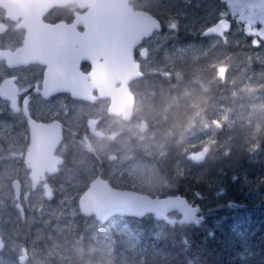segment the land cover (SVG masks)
I'll use <instances>...</instances> for the list:
<instances>
[{
    "label": "flooded vegetation",
    "instance_id": "1",
    "mask_svg": "<svg viewBox=\"0 0 264 264\" xmlns=\"http://www.w3.org/2000/svg\"><path fill=\"white\" fill-rule=\"evenodd\" d=\"M207 2L210 3L209 7H216L217 0H179L178 5L183 10V15L197 17L198 20L206 12ZM154 3V0H0V238L3 242L0 264H14L15 258L17 263L25 264L33 257H40V251L44 252L37 248H41L42 242H50L45 253L55 252L51 239H46L48 234H51L50 238L57 234L51 228L56 221L49 220L50 218L49 222L45 220L46 227L43 223H35L37 231H41L31 234L34 251L32 256L29 249L22 246L21 249L27 251V258L24 257L25 260L21 263V249L16 257L13 253L8 254L7 249L10 237L19 229L24 231L34 228L30 222L32 214L37 212L36 207H43L40 220L50 217L54 213L52 208L58 207L60 193L75 189L71 187V183L82 171L71 162L67 153L68 147L65 145L69 134L74 136L73 140L82 149L88 162L97 160L91 170L93 179L84 189L96 179L106 181L112 189H136L110 180L105 173L102 174V170L108 165L97 151L105 144L116 147L126 145L131 151L130 161L138 158L142 161L155 160L160 173L168 178V189H189L186 179L171 177L174 171L177 173V169L183 167L184 158L189 161L188 155L194 153L184 152L186 140L183 137L179 142L173 141L172 134L175 128H181L183 114L179 124L173 121L171 114L162 113L164 119L162 121L160 117L157 124L150 122L145 116L149 106L143 103L150 104L153 98L149 88H154L156 92L167 88L171 93V86L174 85V80L152 74L144 67L143 60L152 53L150 48L153 38L168 28L160 18L161 10ZM140 15L147 19V27L155 22L159 23L160 29L154 28L150 34L141 38H130L125 33L133 32L126 30L134 23L133 17L136 20ZM220 20L229 21L230 29L220 35H208L207 31ZM121 21L123 26H119ZM231 28V21L228 19L203 18L184 30L175 31L174 27L172 30L184 42L206 44L212 40L219 41ZM120 31L123 35L119 38L110 35V32ZM121 42L131 48L130 62L136 70L130 74L139 73V76L127 83L124 76V80L114 83L111 90H104L103 85L94 82L92 62L88 59L89 51L94 45H101L106 49L111 44ZM240 43L244 46L251 42L241 40L236 45H228L227 49L235 48ZM20 50L23 52V60L13 57ZM6 53L10 57L3 58L2 55ZM104 53L106 55V50ZM102 62L109 64V52L104 58H96L97 65ZM150 62L154 64L155 60L152 58ZM104 71L105 79L109 82L110 70L105 68ZM221 71L223 70L218 67V77ZM257 95L258 99L253 100L261 102L264 96L259 93ZM168 102L169 109L176 108L173 98H169ZM181 107L179 105L177 108ZM80 109H88L91 113L81 114ZM70 120L76 124L73 127L77 132H69ZM103 127L107 130L104 131ZM257 136L263 138V135ZM11 146L19 147L13 153ZM156 146L164 149L159 157L146 154L147 149ZM39 151L41 155L37 154ZM119 157L120 155L114 154L113 161H117ZM167 160L170 161L164 167L162 163ZM188 175L189 172L186 173ZM44 189L49 190L48 197H45ZM38 193L44 197V201H38L37 206L32 208L31 201L37 200ZM243 206L239 210L250 207ZM15 212L19 215L21 225L15 224L13 220H6L8 213ZM204 214L202 209L201 215L206 220ZM82 217L95 220L93 216ZM113 218L107 222L113 221ZM108 223H99L100 227L96 229H104ZM177 225L179 224L174 227ZM77 227L85 229L78 222L74 228H66L59 236L74 231ZM36 235L40 237L34 241Z\"/></svg>",
    "mask_w": 264,
    "mask_h": 264
},
{
    "label": "rangeland",
    "instance_id": "2",
    "mask_svg": "<svg viewBox=\"0 0 264 264\" xmlns=\"http://www.w3.org/2000/svg\"><path fill=\"white\" fill-rule=\"evenodd\" d=\"M154 1V5L161 10V20L168 28L153 38L150 48L152 53L143 60L144 67L152 74L174 80V85L171 86V93L167 88L160 89L158 92L154 91V88H149L153 98L150 100V104L148 102L143 103V105L149 106V111L145 113L146 118L157 124L160 117H162V121L164 119L162 113L171 114L173 121L179 124L178 121L183 114L184 119L183 123L180 124L181 128H175V132L172 134L173 141L179 142L183 137V140H186L183 145L185 153L209 147L211 151L207 159L210 161L212 169L218 170L216 174L229 170L227 171V182L236 183L237 177H239L241 186L238 188L236 185L232 186L233 189H241V191H237L239 201H228L227 203H243L250 206L246 213L258 209L260 206L263 208L260 201L264 194V151L261 148V144L263 146L264 142L257 135L260 134L259 129L264 125V107L258 108V105H251L250 102H257L253 99H258V93L264 96V69L261 68L264 66V0H217L214 8L209 7L210 3L207 2L206 12L198 20L197 17L183 15V10L178 5L179 0ZM203 18L228 19L231 21V31L219 41L212 40L206 44H197L182 41L172 30L173 27L175 31L176 29L184 30L195 21H202ZM241 40L251 42L248 46V48L253 49L251 54H249V50L247 53L237 51L234 48L227 49L228 45H236ZM152 58L155 60L154 64L150 62ZM218 67L225 71L223 80L218 77ZM169 98H173V105L176 108L169 109L167 107ZM263 98L261 100H264ZM242 102L251 111L249 115L243 114L239 110L243 108ZM238 104L242 106L238 108ZM179 105L182 107L177 108ZM162 106H164L163 110ZM80 112L86 115L91 113L88 109H80ZM250 116H253L252 123ZM240 122H243V125ZM73 125L76 124L70 120L68 123L69 132H77ZM102 129L107 130L105 127ZM252 133L255 135L253 136ZM73 137L68 135L65 147H68L67 153L70 155L71 162L77 166L79 171H82L71 183V187H75V189H67V192L60 193L58 207L52 208L54 213L41 220L43 207L36 206L38 201H44V197L40 193L36 194L37 200L32 199L31 201L32 208L36 207L35 209H37V212L32 214L33 219L30 222L34 228L24 231L19 229L12 238L10 237L8 254L13 253L16 257L20 254L21 247L25 246L32 256L34 251L31 246V234L41 231V229L37 231L35 223H43V226L46 227L45 220L48 221L49 218V220L55 219L56 222L51 228L55 229L57 234L56 236L53 235L52 238H50L51 234H48L46 239H51V246L57 250V253L60 245L57 238L66 228H74L78 222L84 225L85 229L94 227L93 230H95L96 227H100L97 221L82 217L78 211V197L93 179L91 170L93 163L96 164L97 160L94 159L92 163L88 162L84 152L76 145ZM105 138L109 139L108 136ZM18 147L11 146L12 152L14 153ZM163 152L164 149L159 146L146 150L147 155L149 153L154 157H159ZM97 153L104 157V162L108 165L105 170H102V174L105 173L110 180L136 188L129 190L153 197L179 194L178 189H168V178L160 173L158 163L155 160L142 161L138 158L136 161H130L131 151L126 145L121 144L116 147L105 144L98 149ZM114 154L120 155L117 161H113L112 156ZM230 154L232 155L229 160L228 158L224 159ZM242 158L245 160H241ZM169 161L163 162V166L165 167L164 164L169 163ZM184 161L183 167L180 170L177 169V173L174 171L171 175L172 178L183 177L186 180H191V177H194L193 174L189 175V178L186 173L191 174L192 166L197 165L191 164L185 158ZM255 174L258 176L254 177ZM189 184L190 181L188 187ZM226 188L227 185L223 187V189ZM3 195L8 196L7 194ZM224 198L221 199L224 201ZM188 200L203 209L204 202L199 195L190 196ZM219 204L217 206H222L223 203L219 202ZM226 208L229 209L230 207L226 205ZM230 210L240 211L237 207L230 208ZM246 213L242 214V218L248 217L245 215ZM259 214L261 223L258 227L264 228V208L260 209ZM172 217L178 218L176 214H172ZM6 220H13L15 224L21 225L19 215L16 212L14 214L8 213ZM219 220L217 216H211L210 220L206 221L204 218L197 226L177 225V231L185 239L184 241L190 243L192 227L198 228L201 232H206L217 229ZM112 226L115 227L114 220L104 226L103 231L107 233ZM39 237L40 235H36L34 241H37ZM78 239H82L81 234ZM49 244L50 242H42L41 248L38 246L37 249L45 253L49 249ZM59 253L60 257L64 254L62 251ZM38 260L39 258L33 257L25 264H36ZM14 264H19L16 258Z\"/></svg>",
    "mask_w": 264,
    "mask_h": 264
},
{
    "label": "trees",
    "instance_id": "3",
    "mask_svg": "<svg viewBox=\"0 0 264 264\" xmlns=\"http://www.w3.org/2000/svg\"><path fill=\"white\" fill-rule=\"evenodd\" d=\"M248 46H241L240 43L234 49L247 53L249 50L251 54L253 49ZM261 68L264 69V66ZM250 104L261 108L264 107V100ZM241 106L238 104V108ZM239 110L246 115L251 112L244 103ZM240 124L243 125V122ZM259 132L264 142V125ZM261 148L264 151V145L261 144ZM231 155L224 159L229 160ZM192 168L189 175L194 174V177L187 179L190 181L189 189H178L177 192L187 199L199 195L204 202L206 221L211 216L220 219L217 229L201 232L192 227L190 243H187L177 231L178 226L170 227L154 220L151 215L141 219L116 217L112 219L115 227H110L107 233L103 229L93 230L94 227L84 230L77 227L66 237L62 234L57 238L60 242L58 253L57 250L54 253L41 252L36 264H264V228L258 227L261 223L259 211L264 208V202L260 201L263 208L260 206L248 213L246 208L232 212L226 205L228 201H239L237 191L241 189H232L233 185L237 188L241 186L239 177L236 183L227 182L229 170L216 174L218 170L212 169L208 159ZM226 185L230 189H223ZM222 197H225L224 201ZM219 202L223 203L222 206H217ZM243 213L248 217L242 218ZM80 234L81 240L78 239ZM59 251L64 253L62 257Z\"/></svg>",
    "mask_w": 264,
    "mask_h": 264
},
{
    "label": "water",
    "instance_id": "4",
    "mask_svg": "<svg viewBox=\"0 0 264 264\" xmlns=\"http://www.w3.org/2000/svg\"><path fill=\"white\" fill-rule=\"evenodd\" d=\"M136 18L133 17L134 23L129 25L125 35L130 38L136 36L138 38L147 36L154 28H159V23H151L148 27L145 25L147 19L144 15ZM128 20V19H127ZM131 20V19H130ZM124 24V23H123ZM122 25V21L119 26ZM152 25V26H151ZM123 26V25H122ZM135 26V27H134ZM138 28V29H137ZM151 28V29H150ZM230 29V23L226 20L218 21L208 31V35H220ZM122 30V29H121ZM135 31V32H134ZM110 35L121 36L123 32H110ZM137 38V39H138ZM119 40V39H118ZM115 44V45H114ZM106 49L101 45H94L89 51L88 59L92 62V75L95 83L103 85L104 90L112 89L114 83L125 79V83L139 76V73L131 75L130 73L136 70L135 66L130 62L131 48L124 46L123 42L114 43ZM106 50V55L104 51ZM109 52L110 62L96 64L97 57H106ZM19 53V54H18ZM12 55V54H11ZM128 56V57H127ZM3 58L10 57L9 54H3ZM13 57L23 60V52L20 50L13 54ZM112 60V62H111ZM21 62V61H20ZM122 63V65H121ZM105 68L110 70V80L105 79ZM126 71V72H125ZM122 72V74H121ZM115 77H114V76ZM224 72L219 73V77L223 79ZM125 76V77H124ZM124 77V79H123ZM109 85V86H108ZM114 100V98L112 99ZM130 108V105L128 106ZM41 147V146H40ZM42 149V148H41ZM31 150V149H30ZM43 151V150H42ZM210 151L209 147L190 153L188 159L193 164H201L204 162ZM30 154V153H29ZM36 154V153H35ZM34 154V155H35ZM41 155V152H37ZM45 197L49 196V190L44 189ZM19 197V191L17 198ZM264 201V194L262 196ZM79 214L85 217L93 216L95 221L104 224L113 217H128L141 219L146 215H151L156 221H162L170 227L179 225L197 226L202 220V209L199 205L191 204L184 196L180 194L168 195L164 197L149 196L145 193L137 192L129 189H112L109 184L100 179L92 181L88 188L78 197ZM231 208H242V204L228 203ZM172 214H176L178 218H173ZM3 249V242L0 238V251ZM27 256V251L21 249L19 262H23ZM25 257V258H24ZM20 264V263H19Z\"/></svg>",
    "mask_w": 264,
    "mask_h": 264
},
{
    "label": "bare ground",
    "instance_id": "5",
    "mask_svg": "<svg viewBox=\"0 0 264 264\" xmlns=\"http://www.w3.org/2000/svg\"><path fill=\"white\" fill-rule=\"evenodd\" d=\"M186 198V197H185ZM187 199V198H186ZM188 200V199H187ZM262 201H263V199H262ZM264 202V201H263ZM244 207V206H243ZM242 207V208H243ZM201 208V207H200ZM202 209V208H201ZM202 216V215H201ZM204 220V217L202 216V220L200 221V222H202ZM92 259V258H91Z\"/></svg>",
    "mask_w": 264,
    "mask_h": 264
}]
</instances>
